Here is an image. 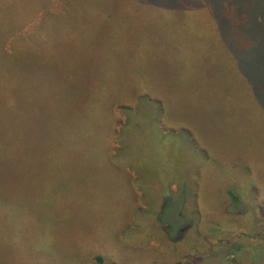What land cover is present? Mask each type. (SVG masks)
Returning a JSON list of instances; mask_svg holds the SVG:
<instances>
[{
  "label": "rangeland",
  "instance_id": "374dc122",
  "mask_svg": "<svg viewBox=\"0 0 264 264\" xmlns=\"http://www.w3.org/2000/svg\"><path fill=\"white\" fill-rule=\"evenodd\" d=\"M36 1L0 0L37 72L0 103V264H264V0Z\"/></svg>",
  "mask_w": 264,
  "mask_h": 264
},
{
  "label": "trees",
  "instance_id": "16d2710c",
  "mask_svg": "<svg viewBox=\"0 0 264 264\" xmlns=\"http://www.w3.org/2000/svg\"><path fill=\"white\" fill-rule=\"evenodd\" d=\"M32 2V0H31ZM39 0L36 1L38 3ZM257 17V16H256ZM254 21V27L256 28L255 36L257 38H262L264 39V24L261 23V21H257L256 18H253ZM25 23L22 25L24 26ZM21 26V27H22ZM19 27V29L21 28ZM230 26H228L229 30ZM18 29V30H19ZM247 30V29H246ZM17 31L16 29L11 30V32ZM248 31V30H247ZM249 34H252L251 31H248ZM230 33V32H229ZM11 36L7 35L5 37L6 39ZM5 41H3V33L2 36L0 37V103H9V104H17L21 102L22 100L33 98L37 101L36 96H37V89H36V84H37V72L36 71H30L28 68H24L22 66V57L19 56V53L17 52V45L12 43V50L8 51L5 47ZM260 44H264L261 42ZM139 94H143L148 91H138ZM149 93V92H148ZM128 97L121 98L118 100H123L122 102H129L130 104L132 103L131 96L133 95H127ZM114 102V101H113ZM113 103L109 104L108 111L106 113V120H108V116H111V105ZM0 107H3L0 104ZM2 110H0V113ZM129 122L132 123L133 119L136 120V118L133 116V113H129ZM108 127V121L106 123V128L103 131H97V134L101 133L103 137L106 136L105 130ZM13 131V129L7 130ZM10 133V132H9ZM91 132H85L82 134L83 136L77 135L76 136V142L77 138H79L81 141L87 136H90ZM41 142L43 138L41 137ZM104 139V138H103ZM100 141V140H99ZM106 142L107 140L104 139V142L101 140L100 144V149L104 150L107 155L109 153V150L106 147ZM107 161H109V156L107 157ZM97 260L99 262L102 261L101 257H97Z\"/></svg>",
  "mask_w": 264,
  "mask_h": 264
}]
</instances>
